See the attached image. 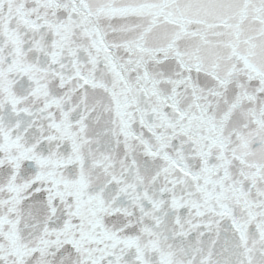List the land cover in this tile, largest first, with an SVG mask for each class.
Returning a JSON list of instances; mask_svg holds the SVG:
<instances>
[{
	"label": "snow or ice",
	"instance_id": "snow-or-ice-1",
	"mask_svg": "<svg viewBox=\"0 0 264 264\" xmlns=\"http://www.w3.org/2000/svg\"><path fill=\"white\" fill-rule=\"evenodd\" d=\"M0 264H264V0H0Z\"/></svg>",
	"mask_w": 264,
	"mask_h": 264
}]
</instances>
